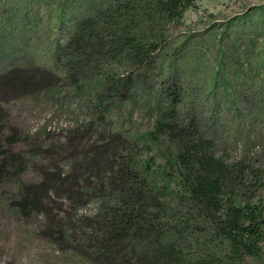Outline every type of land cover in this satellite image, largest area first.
Wrapping results in <instances>:
<instances>
[{
  "label": "trees",
  "instance_id": "trees-1",
  "mask_svg": "<svg viewBox=\"0 0 264 264\" xmlns=\"http://www.w3.org/2000/svg\"><path fill=\"white\" fill-rule=\"evenodd\" d=\"M139 1L145 3L142 25L150 32L148 23L177 20L195 0ZM134 2L116 1L78 19L58 48L53 70L16 67L0 74V88L26 92L64 83L81 87L87 71L100 76L103 85L93 95L94 115L69 128L63 141L21 134L2 122L0 105V180L13 184L10 203L19 213L41 210L37 227L62 248L66 239L84 264H229L234 256L256 252L264 228L262 211L234 196L243 165L218 155L213 140L191 119H158L154 130L140 134H122L108 121L105 99L125 98L132 72L111 74L100 63L124 54L132 65L149 64L160 38L156 28L151 36L135 23ZM159 136L170 146L164 163L147 147ZM20 140L24 148L15 147ZM45 157L55 159L49 163ZM31 163L39 178L25 181L20 175ZM52 193L67 199L73 213L62 201L58 209L48 206L45 199L52 201ZM91 197L99 199L97 209L76 212ZM200 231L226 240L228 251L185 246L187 235Z\"/></svg>",
  "mask_w": 264,
  "mask_h": 264
},
{
  "label": "rangeland",
  "instance_id": "rangeland-1",
  "mask_svg": "<svg viewBox=\"0 0 264 264\" xmlns=\"http://www.w3.org/2000/svg\"><path fill=\"white\" fill-rule=\"evenodd\" d=\"M116 1L121 0H0V74L16 67L53 70L58 48L76 21ZM138 1L135 23L151 36L156 28L160 38L149 64L132 65L124 54L100 63L111 74L132 72L125 98L105 99L110 125L122 134H140L154 130L158 119L193 120L213 140L218 155L243 165L234 196L238 203L255 204L264 217V0H195L177 20L148 23L153 26L150 32L141 20L145 3ZM87 73L81 87L64 83L33 92L0 88L2 122L23 135L63 141L69 128L94 115L93 95L103 85L100 76ZM148 143V152L164 163L169 143L160 136ZM20 146L26 145L20 140L15 147ZM54 159L43 158L49 163ZM34 166L20 175L25 181L39 178ZM13 187L0 180V264H84L66 239L62 248V242L37 227L44 216L41 210L19 213L10 203ZM51 198L45 199L48 206L58 209L62 201V208L73 213L67 199L53 193ZM98 204L99 199L91 197L76 212L92 214ZM261 231L256 252L227 257L229 264H264V228ZM187 236L185 246L191 248L228 249L226 240L209 231Z\"/></svg>",
  "mask_w": 264,
  "mask_h": 264
}]
</instances>
